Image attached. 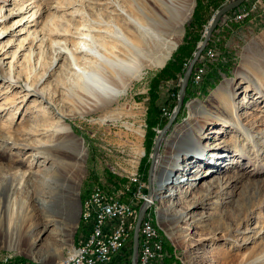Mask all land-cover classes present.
<instances>
[{
  "label": "rangeland",
  "instance_id": "374dc122",
  "mask_svg": "<svg viewBox=\"0 0 264 264\" xmlns=\"http://www.w3.org/2000/svg\"><path fill=\"white\" fill-rule=\"evenodd\" d=\"M233 1L188 0L193 11L171 58L145 68L116 102L97 107L77 95L66 57L52 67L48 38L67 24L76 33L85 21L81 12L100 13L105 1L0 0V207L11 198L22 202L27 221L20 234L29 236L13 249L0 233V259L61 261L85 237L83 200L101 188L131 201L136 167L149 194L156 138L212 18ZM10 67L15 86L5 78ZM27 79L39 83L47 101L28 94ZM189 79L151 177L167 264H241L264 252V0H246L221 19ZM61 126L82 141L83 156ZM175 161L173 180L163 183Z\"/></svg>",
  "mask_w": 264,
  "mask_h": 264
},
{
  "label": "bare ground",
  "instance_id": "6f19581e",
  "mask_svg": "<svg viewBox=\"0 0 264 264\" xmlns=\"http://www.w3.org/2000/svg\"><path fill=\"white\" fill-rule=\"evenodd\" d=\"M100 1H105V4H102V8L99 11L100 13L89 14V10L86 9V12H84V10L82 12L80 11L85 21L84 24H80L76 28V33H74L71 26L67 24L65 30H55L51 32V36L48 38V40L50 39L55 53L52 67L57 66L60 60L66 57L67 66L73 76V88L77 95L83 94V96L85 95L92 98L95 102L94 105L97 107L111 105L125 96L130 85L135 80L138 81L141 78L145 68L154 65L163 66L166 61L171 58L173 51L177 48L178 41L183 36V27L191 17L193 11V5H191L188 0ZM12 73L10 67V75L5 78L10 81V86H15L20 82L18 80L14 81ZM42 80L43 78L39 83H41ZM39 83L37 85H32L28 83L27 79L25 87L28 94L32 92L39 94L43 100L47 101L48 98L44 90L38 87ZM49 101L50 104L53 103L51 98ZM236 122L235 124L237 126L234 125V127L239 128L241 119L238 118ZM61 127L60 131L68 134L71 138V143L77 148V157L83 156L82 141L71 134V129L69 127ZM40 144L44 149L46 146L53 147L49 144ZM41 154L45 155L46 159H48V157L50 158L47 152H41ZM188 156L189 153H186L183 158L186 159ZM158 157L159 153L154 159L151 177L154 169L156 170L155 165L158 163ZM218 158H220V156ZM35 161H38L37 156H35ZM178 166V161L166 166L165 173L163 174V183L173 180L172 175L176 172ZM199 175L207 176L208 173L200 171ZM194 186L195 185H192L191 187ZM161 187H164V184L161 185ZM208 189L210 190L211 188L209 187ZM128 192L130 195L132 193V188H129ZM209 194L207 197H209ZM177 195L178 194H170L168 197L173 198ZM183 195L184 192L178 196L183 199ZM151 197L149 198L148 196V200L141 204L139 214L141 208L145 204H147L146 212L149 210L148 208L150 206H154V199L156 196L152 193ZM11 200L12 201L8 199L4 201L3 206L0 207V228L2 229V224H5L4 231L0 230V233H5L4 243H7L8 246L15 249L19 246L21 247L22 245L28 244L29 236L20 234L21 227L27 221L23 218V215H20L21 211H19L24 204L22 202L17 203L18 200L14 202L12 198ZM200 221L201 220H195L194 224ZM48 222L55 223L53 220ZM156 227L157 231L160 232L158 225H156ZM134 233L135 230L132 234V240L134 239ZM76 243L70 248L76 247ZM64 257L58 262H62ZM132 261L133 245L130 264H132ZM241 264H264V252L259 253V251L256 250L250 253Z\"/></svg>",
  "mask_w": 264,
  "mask_h": 264
},
{
  "label": "built area",
  "instance_id": "2783aa9c",
  "mask_svg": "<svg viewBox=\"0 0 264 264\" xmlns=\"http://www.w3.org/2000/svg\"><path fill=\"white\" fill-rule=\"evenodd\" d=\"M136 168L131 174V201L101 188H96L83 200L80 222L85 237L78 240L76 247L67 249L62 262L53 264H130L132 234L139 208L149 196ZM152 208H148L141 224L138 264H167L169 256L161 233L156 229ZM3 258L0 264H43L33 260Z\"/></svg>",
  "mask_w": 264,
  "mask_h": 264
},
{
  "label": "water",
  "instance_id": "95a60500",
  "mask_svg": "<svg viewBox=\"0 0 264 264\" xmlns=\"http://www.w3.org/2000/svg\"><path fill=\"white\" fill-rule=\"evenodd\" d=\"M245 1L246 0H234L233 2L225 5L223 8L218 10L217 13L214 15V17L212 18L211 23L209 25V28L206 30L204 40L200 43V45H199V47H198V49L194 55V59L192 60L189 69L187 70V72L184 75L182 86H181V89L179 91L178 104H177L167 126H165V128L160 132L159 136L156 138L154 148H153V153H152L153 160L151 162V167H150L149 194H151V191H152L151 190V174H152V170L154 167V159H155L156 155L159 153L161 140H162L163 135L170 129L173 122L175 121V119L178 117L180 111L182 110L186 91H187V85H188L190 75L192 73V69L195 66V64L198 62V60L201 57V55L203 54V52L205 51V49H206V47H207V45L211 39V36H212L213 32L217 29L221 19L225 15H227L228 13L240 8L245 3ZM146 208H147V204H145L141 208L139 218L137 221V225L135 228L134 239H133V261H132V264H137L138 245H139V231H140V226H141V223L143 221V218H144V215L146 212Z\"/></svg>",
  "mask_w": 264,
  "mask_h": 264
}]
</instances>
